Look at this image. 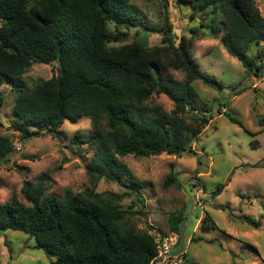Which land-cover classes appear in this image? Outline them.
<instances>
[{
  "label": "trees",
  "instance_id": "obj_1",
  "mask_svg": "<svg viewBox=\"0 0 264 264\" xmlns=\"http://www.w3.org/2000/svg\"><path fill=\"white\" fill-rule=\"evenodd\" d=\"M174 2L188 7L191 17L199 15L198 23L177 42L168 0H163L161 26L148 24L131 0H0V86L8 84L17 92L12 129L26 141L45 133L59 135L64 121L74 124L87 117L91 124L88 134L77 132L71 138V143L87 142L94 149L85 168L89 186L57 196L47 192L42 175L22 186L27 203L14 196L0 203V229L29 235L34 247L51 258L50 264H148L156 253L147 232L153 226L139 229L130 221L129 214L139 213L135 206L143 201L142 186L119 156L196 153L192 145L213 115L212 105H196L193 83L199 80L219 89L223 85L197 66L191 49L195 39L219 36L246 73L262 76L264 16L254 0ZM131 28L134 39L113 44L125 39ZM141 32H156L160 43L137 39ZM33 63H57L59 72L29 88L23 74ZM171 69H181L184 77L175 79ZM160 94L172 101L170 111L151 102ZM217 111L242 126L226 111ZM14 150L10 136L0 133V164ZM102 178L125 191L97 192ZM172 179L170 174L164 186ZM223 187L218 185L213 195ZM127 196L134 202L122 208ZM182 216L169 215L170 231H179ZM242 218L259 226L247 215ZM202 219L207 227L215 226L210 216Z\"/></svg>",
  "mask_w": 264,
  "mask_h": 264
},
{
  "label": "rangeland",
  "instance_id": "obj_2",
  "mask_svg": "<svg viewBox=\"0 0 264 264\" xmlns=\"http://www.w3.org/2000/svg\"><path fill=\"white\" fill-rule=\"evenodd\" d=\"M254 1L264 16V0ZM131 2L148 24L161 26L163 0ZM168 16L176 42L181 33L188 34V28L199 21L198 14L191 17L190 9L174 0H168ZM134 31L135 28L129 29L125 39L113 44L130 42L135 38ZM142 36L147 37L148 45L160 43L156 32H141L137 39ZM191 49L200 70L223 85L219 89L199 80L193 83L198 95L196 105H212L213 118L194 141L195 154L119 156L131 170L132 178L142 186L143 201L138 200L135 206L139 213L129 214L130 221L139 229L152 225L168 232L169 215L182 214L178 241L172 248L183 258L182 264H190L186 257L197 264H264V57L262 76L254 77L228 54L219 36L197 38ZM255 52L253 49L252 54ZM171 71L177 80L184 77L181 69ZM58 72L57 63H33L23 77L31 88L39 78L48 79ZM0 91V133L9 135L15 146L14 152L0 164V203L13 196L27 203L22 186L36 183L42 175L47 192L57 196L66 190L77 193L89 186L85 168L94 149L87 142L71 143V138L77 132L88 134L90 119L81 117L74 124L64 121L57 136L45 133L22 141L12 129L11 110L17 92L8 84H2ZM151 102L160 104L165 111L173 108L172 101L163 94L154 95ZM218 108L242 126L226 114L219 115ZM170 174L174 179L164 186ZM220 184L224 187L213 195ZM96 191L121 193L125 188L102 178ZM133 200V196L125 197L121 207L126 208ZM206 215L211 217L214 227H207L202 219ZM244 215L259 222V226L248 223L242 218ZM50 260L42 249L34 247V239L29 235L0 229V264H50Z\"/></svg>",
  "mask_w": 264,
  "mask_h": 264
},
{
  "label": "built area",
  "instance_id": "obj_3",
  "mask_svg": "<svg viewBox=\"0 0 264 264\" xmlns=\"http://www.w3.org/2000/svg\"><path fill=\"white\" fill-rule=\"evenodd\" d=\"M147 232L153 237L156 246V253L148 264H182L183 258L172 251L178 241L177 232H160L155 227L149 228Z\"/></svg>",
  "mask_w": 264,
  "mask_h": 264
},
{
  "label": "water",
  "instance_id": "obj_4",
  "mask_svg": "<svg viewBox=\"0 0 264 264\" xmlns=\"http://www.w3.org/2000/svg\"><path fill=\"white\" fill-rule=\"evenodd\" d=\"M168 154H173V153H168Z\"/></svg>",
  "mask_w": 264,
  "mask_h": 264
}]
</instances>
